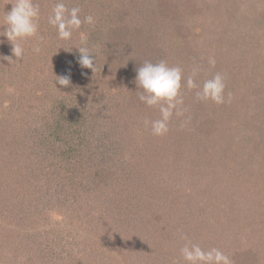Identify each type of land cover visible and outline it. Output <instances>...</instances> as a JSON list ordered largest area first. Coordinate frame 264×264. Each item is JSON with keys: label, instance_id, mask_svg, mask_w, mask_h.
Masks as SVG:
<instances>
[{"label": "rangeland", "instance_id": "obj_1", "mask_svg": "<svg viewBox=\"0 0 264 264\" xmlns=\"http://www.w3.org/2000/svg\"><path fill=\"white\" fill-rule=\"evenodd\" d=\"M106 1L109 0H104V2ZM121 1L127 2V8L132 5L130 9L134 10L137 0ZM214 1L191 0L195 13H191L185 18L186 22L180 24L181 33L179 35L182 37L181 43L184 45V49L178 54H180L181 62L186 66L183 68L186 74H184V81L192 75L193 68H198L196 76L193 77L198 84H202L205 79L220 72L225 77L226 100L228 94L231 93V101L219 105L211 101L203 102L196 97L197 89L187 91L181 89L184 99V115L173 116L169 122V131L164 136L153 135L150 128L144 124L146 119L159 118L158 109L151 108L152 110L149 112L147 108L141 116L140 110L145 106H142L143 102L140 100L138 103L136 102L137 107H135L136 103L133 104L134 107H127L126 112L130 120L129 118L125 120L123 114L119 116L118 122L124 130L121 133L118 132L120 134L118 136L125 144L130 143V157L135 158V153L141 151L147 154L144 155V160L139 161V164L136 163L137 165L133 166V159L128 163L124 162V166L127 168L124 170L125 172H128L129 169L137 170L141 176H130L131 179L127 180L125 175H120L118 180L113 183L114 186L113 184L109 185V196L114 194L113 203L109 205L96 202L97 199L102 198H97L95 191L92 193H89L88 190L81 192L79 189L73 191L72 183L66 182L67 186L60 188L62 195H65L66 198L65 206L62 207L63 210L65 209V214L59 213L62 208L61 205L60 207L55 206L58 205L55 204L57 201L48 204L49 208L54 206L48 215H44L46 209L38 204V210L32 204V208H29L28 212L22 211L24 214H36L39 227L45 230L44 234L48 235L47 240L54 245L53 249L59 255L56 257L60 258L62 264H186L180 249L188 241L199 244L205 250L218 248L229 256L232 264H247L246 256L248 257L249 251L254 248L255 251L259 250L260 256L264 257V221L260 218L264 211V152L262 150L264 149V141H262L264 120L260 117L250 116L248 113L255 108L249 99L250 72L245 74L243 71L231 68V71L227 73L225 67H217V63L223 61L220 59L221 49L225 46H223L224 43L220 44L218 34L217 37L213 34L207 36L208 31H213L211 28L206 31V27L211 23L219 24L216 17L220 15L215 17L217 12L210 8L214 7L216 10V7L222 8L223 5L219 1ZM14 2L15 0H0V33L5 27L3 26V17L6 11L11 9V3ZM36 2L39 3L41 11L38 35L51 37L52 32L54 33L56 29L52 27V32L49 31L50 26L47 18L57 0H36ZM64 2L69 8L79 7L84 10L83 12H87L93 11L95 0L94 2L91 0H64ZM99 2H103V0H96L97 5H94L96 8L100 4ZM187 2L188 0L185 1V3ZM106 3L110 4V2ZM253 3L255 7H260L264 22V0H253ZM244 7L238 6V9L245 13ZM229 8L231 11V7ZM124 9L126 8L121 6V10L124 11ZM99 10L102 12L98 11L96 15L94 12L92 13L95 23L89 27L105 25L104 21H100L104 16V9L100 8ZM208 11L214 16L209 20L205 19L209 16ZM132 12L130 11V13ZM126 13L129 12L126 11ZM222 13H225V9H222ZM258 15L259 12L256 9H252L250 12L251 17ZM226 16L232 21H235V18L238 21L246 19L244 16L237 18L236 13L232 11L227 12ZM226 16L218 17L219 21L223 24L225 21L228 23L225 20ZM252 33L255 36V30ZM97 35L95 34L96 37H98ZM72 37L71 42L75 43L76 37L74 35ZM35 40V38H31L24 41V48L31 43L30 41ZM101 40L102 38L99 36V43ZM262 42H264V35ZM11 47L7 39L0 35V82L4 74L8 75V72L4 70H11L15 66V62L17 63L16 58L12 55ZM238 48L241 49V44ZM7 57H11L13 60L9 61ZM209 57L215 59V67L209 65ZM223 58L224 60L228 58L227 61H229L232 54L229 56L225 52ZM59 64L54 63L52 66L50 62H47L46 67L51 66V68H48L46 73L50 74L52 78L64 75L65 68ZM44 74L40 76L43 77ZM34 75L38 76L39 74L38 72L33 73L32 85H35ZM245 76L247 77L245 78ZM8 83L9 78L6 77L5 90L11 92ZM116 83L113 86L117 88ZM182 83L184 82L182 81ZM123 84L128 83L124 82ZM7 85L8 87H6ZM128 86L130 85L128 84ZM184 87L187 88L186 83ZM61 88L65 89L62 86ZM53 93L51 92L46 97H53ZM18 95L20 94L15 96ZM7 96V92L0 87V101H4L3 104L6 105L3 113L5 112L7 115L10 110L16 113L17 105L12 103L14 107L10 109V101ZM7 101L9 105H7ZM32 101L36 102L33 112H36L37 118L41 120L39 122L43 123L44 110L42 112L39 109L45 104H40L37 98ZM258 108H260V114L264 115V112H261L264 107ZM23 117L26 120L27 117L25 115ZM8 121L10 123H3L6 125L5 128L0 123V163L3 162L4 169L14 171L18 168L15 163L22 149L18 146L19 135L16 137L12 135L13 130L18 128L17 131H20V122ZM252 121L257 126L253 133L249 128V122L252 125ZM182 125L184 126L182 127ZM134 129L140 130L141 135L134 133ZM40 130L39 127L38 131ZM125 130L128 132L132 130V132L125 134ZM249 134L256 136L255 144L260 148L262 157L260 154H249L252 146H247L245 143ZM97 135L102 138L98 133ZM242 143L245 145L244 150H242ZM257 156L260 158L258 161L261 165L254 168L251 166V162L255 161ZM24 172L25 168L21 174L23 175ZM7 174L2 172L0 174L3 179L0 181V210L3 207L6 208L8 201V185L5 183ZM52 183L53 186L56 184L53 187L56 190L60 187L58 184L63 185L57 181H52ZM93 185L92 182L85 187L90 189ZM20 188L26 190L29 186L21 182ZM122 188L125 189L121 190ZM251 189H253V193H251ZM46 193L49 195L48 192ZM247 196L252 197L250 205L247 203L248 206L245 203ZM44 197L42 193H39V198L35 196V200L37 203L42 202ZM253 203L254 205H252ZM243 204L250 209L251 206L253 209L256 208L254 211L256 213L253 212L248 218L243 215V219L245 226L256 228L257 233H251L249 227L243 230L237 222L240 218L239 210L245 208ZM154 210L158 217H155L156 214L147 215L150 220L147 219L145 223L139 225L138 222H142V220H137L139 215H145ZM143 212L145 213L143 214ZM6 214H8L6 209L0 211V222L4 220ZM160 214L165 216L168 224L160 222L162 221ZM124 215L127 216V220L123 221L131 224V226L123 228L125 231L117 223L119 220V224H122L120 218L122 219ZM52 218L54 223L48 224ZM243 219L240 221L241 224ZM162 224H166L169 233L159 234ZM68 227L72 229L68 231ZM177 227L181 234L174 231ZM34 230L38 234L41 229L36 231L34 228ZM8 233L6 235L11 238L12 235ZM2 236L0 231L2 240H0V264L31 263L30 257L21 260L20 251L12 246L10 240L5 241ZM14 249L19 252H12ZM31 249L35 251L37 248L32 245Z\"/></svg>", "mask_w": 264, "mask_h": 264}, {"label": "trees", "instance_id": "obj_2", "mask_svg": "<svg viewBox=\"0 0 264 264\" xmlns=\"http://www.w3.org/2000/svg\"><path fill=\"white\" fill-rule=\"evenodd\" d=\"M185 1L187 0H137L134 10H131L132 5L127 8L126 1L109 0L106 1L110 2L108 5L103 0L96 8L94 6L96 0L95 2L91 0L94 2L93 11L83 12L84 10L81 9V19L86 15L94 16L98 14V11L102 12L99 10L101 8L104 9V16L100 21H104L105 25L89 27V24H82L81 28L73 33L76 37L75 43L71 40L58 39L56 31L54 30L53 33L52 26L49 25V31L52 32V34L50 33L51 37L40 35L42 40L30 41L31 43L25 47L24 58L15 62V66L11 70H4L8 72V75L6 73L2 76L0 87L8 94L10 105L8 101L7 105L9 108L14 107L12 103L16 104L18 108L16 113L10 110L6 115L5 112L3 113L6 105L3 104L4 101H0V123L2 125L6 122L10 123L8 120L20 122V131H17L18 128L13 130L12 136L19 135L18 146L22 151L18 154V162L15 163L18 168L14 171L4 169L3 162L0 163V174L1 172L8 173L5 183L8 185L7 191L9 192L6 208L3 207L0 210L6 209L8 212L4 220L0 222V231L3 235L2 238L4 237L5 241L10 240L12 246L20 251L21 260L30 257V264H62L60 258L56 257L58 254L53 249L54 245L48 242V235L44 234L45 230L39 227L36 214H24L22 211L28 212L29 208H32V204L38 210V205H40L46 209L44 215H48L54 208V206L49 208L48 204H52L53 201H57L55 204L58 205L55 206L60 207L61 205L62 208L65 206L66 198L65 195H62L60 188L67 186L66 182L72 183L73 191L74 189H79L81 192L88 190L89 193L95 191L97 198H102L97 199L96 202L109 205L113 203L114 196V194L109 196V185L118 180L120 175H125L127 180L132 176H141L137 170L129 169L128 172L124 170L127 169L124 162L128 163L133 159V166L137 165L136 163L144 160V155L147 153L136 152L135 158L130 157V143L125 144L118 136L124 130L118 122L119 116L123 114L125 120L129 118L126 112L127 107H134L133 104L139 102L140 90L137 89L135 76L136 68L141 63L166 60L169 65H179L182 69L186 67L178 54L184 49V45L181 43L182 37L179 35L181 33L180 24L186 22L185 18L191 13H195V8L192 6L191 0H188L187 3ZM215 1H219L223 5L222 8L216 7V10L214 7L210 8L217 12L215 17L220 15L218 17L224 18L227 12L232 11L236 13L237 18L243 16L246 18L243 21H238L236 18L235 21H232L226 16L225 20L228 23L225 21L223 24L216 17L219 24L211 23L206 27V31L208 28L213 30L208 31L207 36L213 34L217 37L218 34L220 44L224 43L223 46H225L221 49L220 59L223 61L217 63V67H225L227 73L231 71V68L243 71L245 74L250 72L249 99L255 108L248 113L250 116L260 117L264 120V115L260 114V108H258L264 107V42H262L264 22L260 7H255L253 0ZM121 6L126 9L122 11ZM238 6H245V13L243 10H239ZM229 7H231V11ZM222 9H225L224 14ZM252 9H256L259 15L251 17ZM130 11L133 12L130 13ZM210 17H214L212 13H209L205 19L209 20ZM253 30H255V36L252 33ZM81 34L87 35V47L93 52L91 55L96 56L94 63H97L95 65L97 71L92 72L91 69L81 68L77 63L79 53L74 46H79ZM95 34H98V37ZM99 36L102 38L101 43H99ZM37 43H39L40 51L34 53L32 49ZM240 44L241 49L238 48ZM225 52L229 56L232 54L229 61H227L228 58L225 60L223 58ZM47 62H50L52 66L54 63H60L59 65L65 68L64 75L70 72L71 83L68 86H62L65 89H62L56 81L58 77L52 78L50 74L46 73V70L51 68V66L46 67ZM34 72H38L39 75H34L35 85H32L31 77ZM43 73L45 74L41 77L40 75ZM6 77L9 78L8 84L11 92L5 90ZM123 80L130 86L124 85ZM114 81L117 82V88L113 86ZM183 89L184 91L189 90L185 87H182ZM51 92H54L53 97H46ZM16 94L20 95L15 96ZM36 98L40 104H45L39 109L42 112L44 110L43 123L39 122L41 120L37 118L36 112H33L36 102L32 100ZM137 103L135 107L138 106ZM142 106L145 108L140 110L141 116L147 108L151 112L150 107H146L144 103ZM261 112H264V109ZM23 115L27 117L26 120ZM249 124L250 131L255 132L257 126L253 121L252 125L250 122ZM3 127L5 128L6 125L4 124ZM39 127L40 131H38ZM133 131L139 136L142 133L140 130L134 129ZM131 132L132 130L130 132L125 130L124 133ZM97 133L102 138H99ZM262 136V141H264V128ZM255 137V135L249 134L245 143L247 146H252L249 154H260L262 157L260 148L255 144ZM242 145V150H244V143ZM95 148L98 150H94ZM262 150L264 152V149ZM258 160L260 161V158L257 156L255 161L251 162V166L254 168L260 166ZM24 168L25 172L22 175ZM0 181H3L1 177ZM52 181L60 182L63 185L58 184L60 187L57 190L53 189L56 184L53 186ZM21 182H24L29 188L22 190ZM92 182L94 185L90 189L85 187ZM45 192H48L49 195ZM39 193H42L43 197L45 194V197L42 202L37 203L35 196L39 198ZM251 193H253V189H251ZM251 199L252 197L248 196L245 198L247 206L250 205ZM246 205L243 210H239L240 218L237 221L243 230L249 227L245 226L243 215L248 218L256 210V208L253 209L251 206L250 209ZM59 213L65 214V209H60ZM156 213L154 210L145 215H139L137 220H142V222H138L139 225L149 219L147 215L151 216ZM155 217H158L157 214ZM160 218L162 219L160 222L168 224L164 215L160 214ZM260 218L264 221V211ZM242 219L243 223L241 224ZM120 220H122V224H119V220L117 223L123 231H125L123 228L131 226L130 222L123 221L127 220L126 215ZM51 222L54 223L53 218L50 222L48 221V224ZM166 224L160 226L159 234L169 233ZM34 228L36 231L41 229L39 235ZM70 229L72 228L68 227V231ZM249 229L251 233H257L256 228L249 227ZM174 231L181 234L179 227ZM7 232L12 235L11 238L6 235ZM32 245L37 248L35 251L31 249ZM17 250L14 249L12 252H19ZM260 255L259 250L255 251V248L250 250L248 257L246 256L247 264H264V257Z\"/></svg>", "mask_w": 264, "mask_h": 264}, {"label": "clouds", "instance_id": "obj_3", "mask_svg": "<svg viewBox=\"0 0 264 264\" xmlns=\"http://www.w3.org/2000/svg\"><path fill=\"white\" fill-rule=\"evenodd\" d=\"M11 4V9L6 11L3 17V26L5 27L0 35L4 36L11 44L12 55L18 61L25 56L24 41L31 38H35L37 41L42 40V37L38 35L41 11L36 0H15ZM80 13L79 7L69 8L64 0H57L47 22L56 29L58 39L68 41L72 39L73 33L78 31L82 24L93 25L95 23L92 15H86L81 19ZM74 47L79 53L77 63L80 67L91 69L94 72L96 56L91 55L93 52L87 47V35L81 34L79 46ZM32 51L34 53L40 51L39 43L33 47ZM7 58L9 61L13 60L11 57ZM208 63L211 67H215L214 58L209 57ZM197 72L198 68H193L192 75L184 81L182 67L169 65L166 60L155 63L144 61L136 68L135 83L137 89L140 90L139 100L146 106L159 111V118L144 121L145 126L150 128L153 135H166L173 116L184 115V99L181 89L185 83L188 89H197L196 97L200 101H211L217 105L231 101V93L228 94L227 100L225 97L226 85L223 74L216 72L210 78L205 79L202 84H198L193 78ZM56 81L61 86H68L71 83L70 72L58 77ZM180 253L186 264H232L229 256L218 248L205 250L199 244L191 241L184 244Z\"/></svg>", "mask_w": 264, "mask_h": 264}]
</instances>
